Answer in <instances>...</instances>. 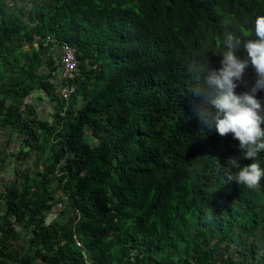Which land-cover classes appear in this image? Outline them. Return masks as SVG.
<instances>
[{"label":"trees","instance_id":"16d2710c","mask_svg":"<svg viewBox=\"0 0 264 264\" xmlns=\"http://www.w3.org/2000/svg\"><path fill=\"white\" fill-rule=\"evenodd\" d=\"M260 15L264 0H0V171L15 170L0 189V264H264V177L227 179L229 157L264 168V151L245 159L201 121L189 72L219 68L203 50L225 51L226 32L255 39Z\"/></svg>","mask_w":264,"mask_h":264},{"label":"clouds","instance_id":"9594fccd","mask_svg":"<svg viewBox=\"0 0 264 264\" xmlns=\"http://www.w3.org/2000/svg\"><path fill=\"white\" fill-rule=\"evenodd\" d=\"M254 32L256 38L246 40L226 32L222 41L225 51L203 50L205 54L222 55L219 68L209 67V60L204 67L198 64L189 67V72L202 81L200 87L190 89L197 95H203L197 115L209 126L214 123L221 136L231 133L239 141L241 157L251 161L264 151V128L261 127L264 108L256 95L264 90V15L255 18ZM249 67L254 70V82L246 79ZM239 85L248 90L237 93L235 90ZM227 164L236 170L235 174L229 170V181H236L249 189L259 187L264 168L258 163L241 166L239 157H229Z\"/></svg>","mask_w":264,"mask_h":264},{"label":"rangeland","instance_id":"374dc122","mask_svg":"<svg viewBox=\"0 0 264 264\" xmlns=\"http://www.w3.org/2000/svg\"><path fill=\"white\" fill-rule=\"evenodd\" d=\"M26 47L28 48L29 46H26ZM36 91H37L38 95H42L44 97L43 99H38L35 101L36 105L39 108V111H42V113L44 114V115H42L43 117L50 116L51 112L49 111V108L46 107V105H48L49 104L48 102H50V101L48 99H45L46 95L41 93L39 90H36ZM6 138L7 137L5 134L0 133V140L2 141V145L6 144ZM20 147H21V145L19 144V142H17V140H15V142H13V144H11V146L8 148V150L17 151ZM35 159H36V157L33 154L28 158V161L26 163H23V165H26V167H27L28 165H31L35 161ZM23 165H21V163H20L19 166L21 168H23ZM13 166H14V162H13V160L10 159L9 163H8V167H5L2 171H0V189H4L6 185L10 184L14 180L15 170H14ZM42 167H43V164L40 165V169H42ZM33 168L36 169L35 166H33ZM54 217H55L54 213L48 214V220H52Z\"/></svg>","mask_w":264,"mask_h":264},{"label":"built area","instance_id":"2783aa9c","mask_svg":"<svg viewBox=\"0 0 264 264\" xmlns=\"http://www.w3.org/2000/svg\"><path fill=\"white\" fill-rule=\"evenodd\" d=\"M61 60L63 64V77L69 78L73 76L78 67L74 48L67 44L63 45L61 48ZM74 89L75 87L64 86L61 88L60 93L64 97H68Z\"/></svg>","mask_w":264,"mask_h":264},{"label":"crops","instance_id":"0c3cea01","mask_svg":"<svg viewBox=\"0 0 264 264\" xmlns=\"http://www.w3.org/2000/svg\"><path fill=\"white\" fill-rule=\"evenodd\" d=\"M48 103H49V104L46 105V107H48V108H49V111L51 112V111H52V105H51L50 102H48ZM39 112H40L41 115H44V114L42 113V111H39Z\"/></svg>","mask_w":264,"mask_h":264}]
</instances>
